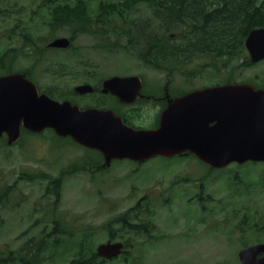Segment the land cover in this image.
<instances>
[{
	"label": "rangeland",
	"instance_id": "1",
	"mask_svg": "<svg viewBox=\"0 0 264 264\" xmlns=\"http://www.w3.org/2000/svg\"><path fill=\"white\" fill-rule=\"evenodd\" d=\"M38 3L0 0V57L10 49L19 54L12 67L0 66V75L9 69L27 72L42 91L51 92L59 101L69 100L82 108L103 101L118 109L112 98L73 94L77 85L100 86L111 76L137 75L146 88L160 90L156 97L164 96L167 85L170 97L229 81L264 86V61L248 67L241 64L244 58L226 59L213 68L206 59H199L190 71L170 79L166 72L140 61V45L110 54L94 50L95 40L89 35H79L68 52L23 55L21 49L28 42L23 34L30 33L35 49L47 48L55 37H70L66 30L50 31L46 13L37 10ZM130 13L131 19L149 22L154 30L160 26L146 5ZM137 104L134 108L140 115L132 117L135 124L149 128L158 123L163 103ZM7 140L6 135L0 137V195L10 188L7 200L0 205L1 256L18 255L22 245L41 238L43 231L50 245L43 264H69L81 238L90 237L96 249L108 241L110 233L116 240L128 241V255L108 264H240L241 249L264 243V162L212 171L194 157H156L144 163L114 161L105 170L98 152L51 130L23 134L14 145H8ZM72 166L88 172L65 174L57 202L48 177L28 179V175L39 174L57 178ZM137 204L144 209L131 222L149 223L146 233L135 234L121 224H110ZM57 220L63 231L54 235ZM56 240L63 243L55 246Z\"/></svg>",
	"mask_w": 264,
	"mask_h": 264
},
{
	"label": "water",
	"instance_id": "2",
	"mask_svg": "<svg viewBox=\"0 0 264 264\" xmlns=\"http://www.w3.org/2000/svg\"><path fill=\"white\" fill-rule=\"evenodd\" d=\"M68 37L49 43L51 48L67 49ZM252 63L264 60V27L250 31L245 41ZM103 94L132 104L141 94L139 76H113L103 81ZM87 83L75 87L79 95L93 93ZM41 133L52 129L60 137H71L88 149L99 151L102 168L113 160L144 162L156 156L171 158L194 154L213 168L231 163L264 162V88L242 84H224L194 90L169 99L162 111L159 127L136 129L124 123L113 110L81 109L70 101H57L39 93L36 84L25 75L0 76V137L15 144L22 129ZM124 244L111 241L97 248L100 257H118ZM264 244L240 252L242 264H264Z\"/></svg>",
	"mask_w": 264,
	"mask_h": 264
},
{
	"label": "trees",
	"instance_id": "3",
	"mask_svg": "<svg viewBox=\"0 0 264 264\" xmlns=\"http://www.w3.org/2000/svg\"><path fill=\"white\" fill-rule=\"evenodd\" d=\"M95 2H98L96 7L93 6ZM139 5H146L152 12L151 16L158 20L160 26L156 30L151 28L149 22L140 23L131 19L130 12ZM38 9L46 13V26L53 34L65 30L70 34L68 51L74 48L79 35L93 37V49L110 54L133 50L130 48L140 45L137 48L140 61L149 68L166 72L167 76L190 71L199 59H206L213 68H218L219 63L223 64L226 59L230 61L236 58L245 59L242 66H254L248 57L245 40L251 30L264 27V0H39ZM29 35L23 34L28 40L21 49L23 55L38 51L55 52L40 46L35 49ZM122 40H126L125 44ZM18 55L16 49L8 50L0 57V66L3 69L12 67ZM6 73L12 71L9 69ZM27 77L30 78L28 74ZM257 86L264 87L260 84ZM46 93L56 98L51 92ZM102 98L105 100V96ZM118 105L128 112L127 115L121 114L124 122L137 128L132 117L140 115L139 110L135 109L138 105L135 108L119 102ZM106 106L103 101L95 104L101 109ZM115 111L118 112L117 109ZM23 134L33 133L24 130ZM78 171L88 172L84 167L75 169L72 166L71 170H63L57 178L39 174L28 175V179L48 177L49 188L57 202L65 174ZM9 190L7 188L0 195V205L7 200ZM137 205L117 216L110 224H121L124 230L135 234L146 233L149 223L131 222L132 218L138 219L144 209ZM62 231L63 226L57 220L53 233L57 235ZM110 239L115 240L112 233ZM62 243L56 240L54 245L60 246ZM92 245L90 237L81 238L77 243L76 255L69 264H108V261L98 257ZM49 247L43 231L41 238H31L22 245L18 255H0V264H43V254ZM125 255H128V251Z\"/></svg>",
	"mask_w": 264,
	"mask_h": 264
},
{
	"label": "flooded vegetation",
	"instance_id": "4",
	"mask_svg": "<svg viewBox=\"0 0 264 264\" xmlns=\"http://www.w3.org/2000/svg\"><path fill=\"white\" fill-rule=\"evenodd\" d=\"M168 77V76H167ZM168 78H170L171 79V77H168ZM168 81H171V80H168ZM167 82V81H166ZM167 87H169V85H167L166 86V92H165V94H164V96L162 95V96H160V97H156V92L154 93V94H151L152 96V99L153 100H156L157 102H160V103H163V105H165L164 107H167V105H168V101H169V96H168V94H169V90H168V88ZM96 88V94H102L101 93V89H102V85L101 86H98V87H95ZM152 90H154L153 88H152ZM155 91V90H154ZM158 92L160 93V90H158ZM93 95V94H92ZM91 95V96H92ZM181 95V94H180ZM180 95H178V96H173V98H175V97H179ZM87 96H90V95H87ZM149 96V95H148ZM148 100H147V102H150V100L149 99H151V98H148V97H146ZM121 109V112H122V114H124V115H126L127 114V112L126 111H124V108H120ZM126 243V242H125ZM256 244H261V243H256ZM255 245V244H254ZM257 258L258 259H261V258H264V253H260V254H258V256H257Z\"/></svg>",
	"mask_w": 264,
	"mask_h": 264
},
{
	"label": "bare ground",
	"instance_id": "5",
	"mask_svg": "<svg viewBox=\"0 0 264 264\" xmlns=\"http://www.w3.org/2000/svg\"><path fill=\"white\" fill-rule=\"evenodd\" d=\"M182 6V5H181ZM128 7V6H127ZM132 39V38H131Z\"/></svg>",
	"mask_w": 264,
	"mask_h": 264
}]
</instances>
